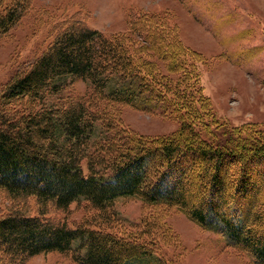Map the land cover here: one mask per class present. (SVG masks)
<instances>
[{
    "label": "trees",
    "instance_id": "16d2710c",
    "mask_svg": "<svg viewBox=\"0 0 264 264\" xmlns=\"http://www.w3.org/2000/svg\"><path fill=\"white\" fill-rule=\"evenodd\" d=\"M31 1L0 0V36ZM52 29L47 47L0 93V194L10 202L0 208V264L52 252L75 264L153 256L155 238L121 231L118 197L178 208L264 264V124L216 116L202 54L182 42L169 12H133L124 31L108 35L76 14ZM67 76L89 90L49 104ZM145 94L179 129L149 137L122 124L116 106ZM80 202L86 213L77 224L52 214Z\"/></svg>",
    "mask_w": 264,
    "mask_h": 264
},
{
    "label": "rangeland",
    "instance_id": "374dc122",
    "mask_svg": "<svg viewBox=\"0 0 264 264\" xmlns=\"http://www.w3.org/2000/svg\"><path fill=\"white\" fill-rule=\"evenodd\" d=\"M32 9L0 36V93L7 81L27 69L55 36L53 25L76 14L104 34L124 31L133 12L168 11L182 42L202 54L199 62L204 93L216 116L228 125L264 124V0H32ZM54 34V35H53ZM48 103L84 94L88 81L67 76ZM145 96L134 105L116 106L122 124L136 135L165 136L180 127L167 107ZM99 126V125H98ZM99 128V127H98ZM100 133L104 134L102 130ZM98 138L95 134L92 138ZM100 138V137H99ZM10 202L0 194V208ZM121 231L155 238L153 256L125 264H251L250 255L221 232L201 227L174 207H154L137 197H118L114 205ZM84 202L67 212L52 213L70 225L85 214ZM151 223L152 225H150ZM120 231V232H121ZM148 231V232H147ZM146 232V233H145ZM154 241V240H153ZM148 243V242H147ZM28 264H75L52 252Z\"/></svg>",
    "mask_w": 264,
    "mask_h": 264
}]
</instances>
